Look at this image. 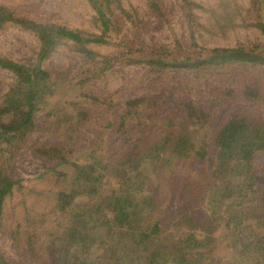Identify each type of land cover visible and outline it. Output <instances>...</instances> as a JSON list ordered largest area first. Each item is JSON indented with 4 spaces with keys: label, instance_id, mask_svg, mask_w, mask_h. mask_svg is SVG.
I'll list each match as a JSON object with an SVG mask.
<instances>
[{
    "label": "rangeland",
    "instance_id": "374dc122",
    "mask_svg": "<svg viewBox=\"0 0 264 264\" xmlns=\"http://www.w3.org/2000/svg\"><path fill=\"white\" fill-rule=\"evenodd\" d=\"M119 1L132 18L121 15L115 0L102 8L111 28L104 34L106 43L86 44L95 53L92 59L66 38L38 59L40 42L34 31L11 22L0 25V56L28 69L39 66L46 75L37 127L23 140L0 141V167L21 181L3 204L1 261L56 264L67 233L78 226L88 237L85 248L63 250L59 264H77L80 259L87 264H148L151 254L153 264H264V153L256 152L249 160L226 156L218 172L221 158L214 141L237 106L264 121V66L152 69L128 55L126 48L136 52L159 45L173 48L177 41L188 46L190 19L198 25L193 27L196 49L263 42L252 22L264 21V0H193L198 5L192 10L194 19L186 16L181 0H155L164 18L149 8V0ZM0 5L36 22L101 33L89 0H0ZM226 20L235 26L220 29L217 21ZM105 58L109 65L103 69ZM250 79L257 82L258 96L244 93ZM14 84V74L0 67V105ZM137 97L157 101L155 115L149 117L140 105L119 128L124 102ZM184 101L200 106L207 119L192 121L164 106L176 108ZM168 113L174 118L171 126L164 116ZM171 128L175 135L165 150L142 161L141 171L148 176L136 177L137 171L126 162L131 141L139 139L140 151L148 153ZM43 143L63 147L69 161L57 163L37 154L34 147ZM200 150L205 151L203 156L195 152ZM71 162L80 168L96 165L99 179L94 173H89L91 177L80 173ZM127 177L132 179L128 185H136L132 183L136 180L143 187L130 188ZM123 188L128 210L134 201L145 200L137 210L136 229L149 232L158 223L159 230L145 243L136 245L128 234L117 243L120 235L109 202L119 198ZM60 191L75 194L70 210L60 209ZM95 209L92 219L86 218L88 223L76 221L79 213ZM122 242L129 246L122 247Z\"/></svg>",
    "mask_w": 264,
    "mask_h": 264
},
{
    "label": "trees",
    "instance_id": "16d2710c",
    "mask_svg": "<svg viewBox=\"0 0 264 264\" xmlns=\"http://www.w3.org/2000/svg\"><path fill=\"white\" fill-rule=\"evenodd\" d=\"M115 1L120 9L121 15L126 19H131L132 13L129 12L119 0ZM89 2L95 9L97 17L101 22L100 34H83L78 30L57 27L51 22H36L27 17L19 16L8 7L2 5H0V25L4 22H11L20 25L24 29L34 31L40 42L38 59H42L50 54L51 46L62 38L71 40L79 52L92 59L95 57V53L91 51L86 44L90 42L100 44L107 42L104 34L111 28L110 18L102 8L105 5L109 6L112 0H89ZM181 2L186 16L194 19L195 15L192 10L194 7H198L195 1L181 0ZM148 6L158 18L165 17L160 9V5L155 0H149ZM189 21L192 30V41L190 45L184 46L177 41L173 48H168L164 45H159L157 47L154 46L152 48L141 47L139 52L133 51L130 49L131 47L129 45H126V48H128V55L136 56V58H138L137 62L146 64L152 69L159 66H170L176 70L200 69L206 66H264V21L262 19L252 22V25L260 30L263 36V42H255L251 44V46L237 44L234 46H213L198 49H196L198 44L194 35V28L196 29L198 25L194 23L192 19ZM217 24L222 30L228 26H235V23L228 20L224 22L217 21ZM106 59L108 58H105L103 61L105 64L103 69L107 68V65H109V62L106 61ZM0 67L10 70L15 76V84L10 87L0 105V141L8 142V137H15L19 140H23L34 128L37 127L36 112L39 108L38 105L42 94L45 93V85L42 84V82L46 80V75L39 66L28 69L23 64L3 56H0ZM257 88L258 86L255 79H250V81L245 84L244 93L248 96H258L259 92H257ZM94 99L96 100V98ZM140 105L145 108L149 117H153L155 115V110L159 107L157 101L152 100L151 102H148L145 97L127 99L124 102V111L119 114V128L125 126V119L128 116H131L134 113L136 114L137 107ZM164 106H166V109H168L169 112L178 109L179 113L185 114L186 117L192 121L201 122L202 120L207 119V113L200 106H196L191 101L181 102L176 105V108L170 107L169 105ZM6 115L10 116L4 119V116ZM82 116L86 118L87 114L83 113ZM164 116L166 118L169 117L167 125L171 126L172 120L174 121L172 113L165 114ZM174 135L175 131L171 128L162 138L154 143L148 153L140 151V145L138 144L139 139L131 141V145L129 144L130 147L126 150V162H128L127 166L131 168V170L137 171L136 177L140 178L142 176L143 179L148 176L145 171H141L142 167H144L142 166V161L148 157H158L160 153L165 150L166 145L173 139ZM214 141L219 148V158H221V164L218 162L216 167L218 168V172H222L221 166L224 164V158L226 156H235L237 158L249 160L256 152L264 153V121L256 120L254 117L248 116L243 107L237 106L214 134ZM34 150L37 154L45 156V158L49 160H57V163L69 161L63 147L43 143L36 145ZM195 152L201 154V156L205 153V151L202 152L201 150ZM71 165L77 167L80 173L86 172L84 175L88 177H91L92 173H94L95 179H99L100 171L96 165L92 164L88 165V167L81 168L74 162H71ZM152 170H154V168ZM125 180L127 182L125 183L124 181V183L128 185L132 179L127 177ZM20 182V178H13L0 167V221L5 198L12 193L14 186L18 184L20 185ZM95 183L96 180L93 184ZM132 183L136 184L128 185L132 189H134V187L138 189L143 187L142 183L137 185L136 180L132 181ZM122 185L124 186V184L121 183V186ZM120 193L121 195L119 198L115 199L113 202H109V205L111 206V218L116 224L120 235L117 243L121 242L120 240L123 238L122 235L126 234L134 240L136 245L145 243V241L149 240V238L159 230L158 223H155L150 228L149 232L136 229L138 228L136 219L140 217L137 210L145 200L134 201L133 206L128 210L127 205L124 202L125 197H123L127 194V191H120ZM74 196L75 194L73 192L67 193L65 191H60L58 193V204L60 209L66 210L69 208L70 210ZM96 210L97 209L93 210L91 213L89 211L79 213L78 218L76 217V221L88 223V220L92 219V214H94L93 212ZM86 218H88V220H86ZM67 235L68 239L66 243L59 248L61 256L58 255L55 259L56 264L61 262V259L63 258V250L68 253L71 247L72 250H76L79 247L80 250L84 249L88 241L87 235H84L79 230L78 226L69 231ZM128 246L129 244L127 242H122V247L127 248ZM153 256L154 255L152 254L150 255L148 264L154 263L155 257L153 258ZM1 258L0 255V264H9L7 261H1ZM77 264H87V261L85 259H80Z\"/></svg>",
    "mask_w": 264,
    "mask_h": 264
}]
</instances>
